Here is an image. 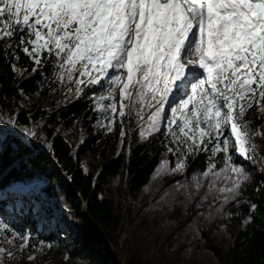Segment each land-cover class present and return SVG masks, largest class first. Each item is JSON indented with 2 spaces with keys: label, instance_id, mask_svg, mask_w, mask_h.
I'll return each mask as SVG.
<instances>
[{
  "label": "snow or ice",
  "instance_id": "snow-or-ice-1",
  "mask_svg": "<svg viewBox=\"0 0 264 264\" xmlns=\"http://www.w3.org/2000/svg\"><path fill=\"white\" fill-rule=\"evenodd\" d=\"M0 60L23 100L20 85L36 77L61 95L59 106L88 99L103 133L119 131L118 155L133 132L140 142L162 137L153 180L179 175L174 186L189 195L208 181L198 207L247 203L252 222L258 206L241 197L246 164L264 173V0H0ZM24 107L0 104V153L34 142L53 149L44 118L29 112L21 123ZM45 247L53 244L0 219V264L25 252L34 261Z\"/></svg>",
  "mask_w": 264,
  "mask_h": 264
},
{
  "label": "trees",
  "instance_id": "trees-1",
  "mask_svg": "<svg viewBox=\"0 0 264 264\" xmlns=\"http://www.w3.org/2000/svg\"><path fill=\"white\" fill-rule=\"evenodd\" d=\"M21 62H25L22 57ZM39 77L25 80L20 86L25 92L39 89ZM48 94V89L43 88ZM0 104L6 109L16 107L21 102L16 93L11 69L7 62L0 60ZM21 98V97H20ZM89 101V100H88ZM84 98L60 106L32 110L24 107L20 112L21 123L28 120L29 112L33 120L44 118L43 134L53 145L49 151L42 142H34L26 147L21 146L13 151L16 145L5 148L0 153V219L6 220L20 230H32L38 233L33 203L26 198L28 206L17 210L6 207L13 198L2 192L17 183L27 185V191L34 195L38 190L45 198L60 209H64L67 221L72 227L73 242L81 248L73 255L80 254L89 259L91 264H118L109 244L118 246L116 232L125 215L132 217L137 198L153 176L154 169L161 160L163 151L159 140L153 138L140 142L136 132L125 140V151L118 155L119 131L112 137L100 138L91 128L89 138L83 143L73 144L62 132H56L60 124H70L69 112L76 109L79 114L91 108V102ZM47 110H52L51 114ZM92 120L89 117L88 122ZM100 138V139H99ZM131 143L130 152L127 151ZM264 154V152H262ZM95 157L93 162L90 157ZM204 156L191 162L186 175L193 174L204 167ZM86 166L87 174L83 170ZM119 174H125L127 182L123 197L110 196L105 189L109 180ZM264 173L254 168L251 180L244 189L243 199L257 204V210L251 213V223L245 224L237 232L233 246L222 252L215 247L223 264H264ZM260 188V191H256ZM29 196V195H28ZM48 214L54 218L51 208ZM233 218L249 215L247 203H241L234 209ZM48 241L65 240L66 233L60 227L50 228L41 233ZM58 255L65 252L59 247ZM125 264H141L136 256L125 260Z\"/></svg>",
  "mask_w": 264,
  "mask_h": 264
},
{
  "label": "rangeland",
  "instance_id": "rangeland-1",
  "mask_svg": "<svg viewBox=\"0 0 264 264\" xmlns=\"http://www.w3.org/2000/svg\"><path fill=\"white\" fill-rule=\"evenodd\" d=\"M37 91L39 95L35 94ZM26 94L30 99L23 100L19 97L18 100L32 110L60 107L57 104L62 99L60 94H46L40 87L35 92H26ZM84 100L88 101L86 98ZM68 116L70 124L66 125L62 122L59 129L75 145L89 138L91 132L89 125L100 138L112 137L118 132L117 130L104 134L97 126V116L91 108H87L83 114H79L76 109L71 110ZM89 117H92L90 122H88ZM119 147L120 141L117 144L118 150ZM90 159L93 162L96 160L92 156ZM246 167L250 168L253 175L254 168L247 164ZM191 176L192 174L187 177L191 179ZM178 180L183 178L179 175L165 176L156 180L151 178L148 185L140 192L132 217L125 215L120 222L116 232L118 246L109 244L118 264H125V260L133 255L141 264H223V259L217 254L215 247L227 252L233 246L237 232L244 227V221L248 216H241L240 220H236L233 215H226L228 212L233 213L237 208L238 205L233 204L228 205L224 212L218 211L215 207L209 208L206 203L198 207L202 203L208 181L204 182V187L198 192L194 188L189 189L191 192L189 195L184 189L174 186ZM126 182V175L119 174L105 185L106 192L110 196L123 197ZM20 187L27 189L26 184L17 183L2 192L13 198L6 207L10 210L26 208L28 206L26 198H28L33 203L32 210L36 213L35 220L38 225L36 240L48 241L41 236V233L56 227L65 231L66 238L49 241L53 244L52 249L45 247L43 251H37L34 261L26 259L33 253L25 252L23 253L25 258L14 259L9 264H91L89 259L72 253L78 252L81 248L73 242V230L67 221L64 209L55 207L56 205L38 190L34 195L29 196L16 194L14 190ZM165 192L167 195L161 199V194ZM48 208L52 209L54 218L48 214ZM9 247L13 246L9 245ZM15 247H18V244ZM59 247H65V252L60 255H58Z\"/></svg>",
  "mask_w": 264,
  "mask_h": 264
},
{
  "label": "bare ground",
  "instance_id": "bare-ground-1",
  "mask_svg": "<svg viewBox=\"0 0 264 264\" xmlns=\"http://www.w3.org/2000/svg\"><path fill=\"white\" fill-rule=\"evenodd\" d=\"M55 207H57V206H55ZM58 209H59V207H57Z\"/></svg>",
  "mask_w": 264,
  "mask_h": 264
}]
</instances>
